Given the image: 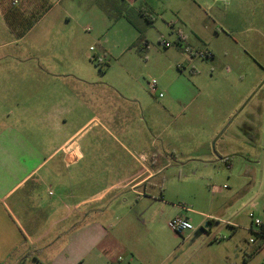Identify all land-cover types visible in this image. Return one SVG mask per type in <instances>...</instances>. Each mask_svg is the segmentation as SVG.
Wrapping results in <instances>:
<instances>
[{
    "label": "crops",
    "instance_id": "crops-1",
    "mask_svg": "<svg viewBox=\"0 0 264 264\" xmlns=\"http://www.w3.org/2000/svg\"><path fill=\"white\" fill-rule=\"evenodd\" d=\"M125 3L138 22L124 15L111 21H126L136 31V40L119 47L98 41L103 53L99 56L84 37L83 31L89 32L90 27L76 31L70 26L72 21L91 22L94 9L104 12L98 0H0V264L12 258L14 264H26L30 259L37 264H139L147 260L163 264L166 260L159 248L148 251L144 237L135 229L140 219L128 208L127 200L117 196L119 202L114 198L105 202L110 193L118 190L121 195L145 184L154 164H146L145 155L138 160L122 142L119 146L125 153L118 155L111 144L102 146L96 140L83 139L89 127L101 123L98 118L84 125L75 121L76 114L100 108L106 121L100 124L103 132L114 137L112 127L127 136L129 128L115 120V114L122 111L128 116L131 109L115 108L114 98L143 109L130 92L85 75L91 66L98 67L96 61L103 63L143 40V22L150 24L147 19L151 16L133 2ZM252 30L257 31L248 26L243 32ZM184 42L179 30L176 44ZM252 64L257 77L258 63L253 60ZM261 69L263 72V66ZM83 85L87 87L83 89ZM256 87L229 114L256 97L250 123L244 124L246 130L254 128L248 125H256L257 113L264 111V94L258 98L255 91L250 97ZM111 178L118 179L109 182ZM92 189L93 195L83 196ZM239 204L228 206L219 218L221 237H202L207 230L188 233L175 251L188 248V263L198 259L194 264H264L260 238L254 239L253 248L244 249L239 241L241 231L247 232L248 227L255 235L249 213H255L258 202L251 198ZM179 211L177 216L190 220ZM243 212L251 220L250 226L242 223ZM195 215L207 219V229L211 228L212 213L197 211ZM261 222L263 225L264 220ZM174 240L176 245L179 237L174 235ZM212 248L218 250L216 257Z\"/></svg>",
    "mask_w": 264,
    "mask_h": 264
},
{
    "label": "rangeland",
    "instance_id": "rangeland-1",
    "mask_svg": "<svg viewBox=\"0 0 264 264\" xmlns=\"http://www.w3.org/2000/svg\"><path fill=\"white\" fill-rule=\"evenodd\" d=\"M102 1L108 4L107 0ZM133 4L153 20L150 24L143 22V40L135 48L130 49L136 31L126 21L112 22L106 11L94 9L91 22L70 23L76 31L78 27H90L89 32L83 31L84 37L99 56L103 53L98 41H105L110 47L132 43L120 55L107 57L103 63L96 61L98 67L93 65L85 73L88 78L97 77L100 84L119 87L139 100L143 109L114 98L115 108L131 109L128 116L115 112V120L125 122L131 134L123 136L109 127L114 137L107 136L100 125L106 122L100 108L76 114L75 121L84 125L93 123V117L98 118L101 123L89 127L83 139L96 140L102 146L111 144L118 155L125 153L119 146L122 142L138 160L142 161L141 156L145 155V163L154 164L153 174L145 184L128 188L121 195L118 190L110 193L105 202L111 198L119 202L117 196L127 200L128 208L140 219L135 223L136 231L144 237L148 251L150 247L154 251L159 248L166 258L163 264H194L198 259L188 263V248L175 251L183 244L184 236H178L168 226L180 214L179 209L190 218L194 232L200 234L207 219L202 220L196 212L212 213V226L201 235L212 240L223 235L218 220L235 202L255 198V215L264 220V111L257 113L256 125H248L253 129L244 128L245 123H250V109L256 97L250 103L248 100L255 91L258 98L264 94V0H135ZM129 17L138 22L132 13ZM248 26L257 31L243 32ZM179 30L186 38L182 46L176 44ZM164 41L172 47L166 48ZM185 48L193 53L208 51L213 58L201 59ZM253 60L258 63L257 77ZM153 79L164 95L160 99L148 91V82ZM255 84L257 87L246 99L248 103L229 115ZM86 87L83 85V89ZM86 192L83 196L93 195L94 189ZM241 220L250 226L246 212ZM249 230L250 227L239 235L244 249L254 247L250 239L256 235ZM253 230L257 231V227ZM174 235L179 237L176 245ZM212 249L216 257L218 250ZM37 262L30 259L26 264ZM7 264H14V258ZM139 264H157V260Z\"/></svg>",
    "mask_w": 264,
    "mask_h": 264
},
{
    "label": "built area",
    "instance_id": "built-area-1",
    "mask_svg": "<svg viewBox=\"0 0 264 264\" xmlns=\"http://www.w3.org/2000/svg\"><path fill=\"white\" fill-rule=\"evenodd\" d=\"M126 1L133 2L135 0H126ZM163 45L166 48H169V47L172 46L171 43L166 42V41L163 42ZM186 52L189 53V54H194V55L196 54L201 59H211V58H213L212 54H210L208 51H205V50L204 51H198L197 53H193L191 50H189L187 48ZM148 91H149V93L152 96H155V97L162 98L164 96L163 93L160 92V89H159V86H158V82H157L156 79H153V80L148 82ZM249 217L252 220V226L257 227L258 231H260L259 229L262 226L261 220L256 217L254 212H250L249 213ZM168 226L174 233H176L180 237L185 236L188 233H192L195 230V227L193 226L192 222L189 219H187L186 217H184V216H177V217L171 219L168 222ZM250 242L253 243L254 239H250Z\"/></svg>",
    "mask_w": 264,
    "mask_h": 264
},
{
    "label": "trees",
    "instance_id": "trees-1",
    "mask_svg": "<svg viewBox=\"0 0 264 264\" xmlns=\"http://www.w3.org/2000/svg\"><path fill=\"white\" fill-rule=\"evenodd\" d=\"M107 1H108V4L106 3V5H104L102 0H98V4L103 8L104 11L107 12V15L110 19H114L118 15H122V16L124 15L131 22L136 23V21H134L133 19H131L129 17V14L132 13V10L127 7V4L125 3L126 0H107ZM147 20L150 23L153 22L152 18L150 20L149 19H147ZM259 230L260 231L255 232V235H256V237L261 239L262 243H264V224L260 227ZM260 248L261 247L259 246L256 248V250H260ZM20 264H22V263H20Z\"/></svg>",
    "mask_w": 264,
    "mask_h": 264
},
{
    "label": "water",
    "instance_id": "water-1",
    "mask_svg": "<svg viewBox=\"0 0 264 264\" xmlns=\"http://www.w3.org/2000/svg\"><path fill=\"white\" fill-rule=\"evenodd\" d=\"M207 228H208V225H207V223H205V224H203V225L200 227L199 230H201V231L203 232V231L207 230Z\"/></svg>",
    "mask_w": 264,
    "mask_h": 264
}]
</instances>
